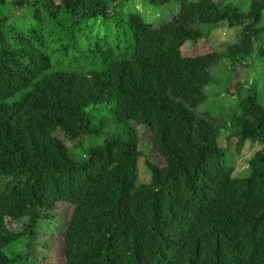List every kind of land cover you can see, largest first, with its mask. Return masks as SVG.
Listing matches in <instances>:
<instances>
[{"label": "trees", "instance_id": "trees-1", "mask_svg": "<svg viewBox=\"0 0 264 264\" xmlns=\"http://www.w3.org/2000/svg\"><path fill=\"white\" fill-rule=\"evenodd\" d=\"M127 1L12 0L35 19L0 18V264H264V102L250 84L222 119L198 114L221 55L182 51L224 23L227 57L261 58L264 0H142L157 21ZM108 117L126 136L75 158ZM246 141L259 148L235 176L227 151Z\"/></svg>", "mask_w": 264, "mask_h": 264}, {"label": "rangeland", "instance_id": "rangeland-1", "mask_svg": "<svg viewBox=\"0 0 264 264\" xmlns=\"http://www.w3.org/2000/svg\"><path fill=\"white\" fill-rule=\"evenodd\" d=\"M249 1L250 0H226V2L239 4L243 8H247ZM32 8H34L32 4L15 6L12 4V0H6L4 3H0V18L7 23L6 26H4L6 32H9L10 25L23 29L26 24L34 20L35 18L33 17L36 16L31 14ZM161 9V6L157 7L156 4L149 1L129 0L124 5L123 11L135 10L142 13L146 20L157 21L161 15ZM209 29V25H202V30L207 34L199 41H186L182 48L183 54L185 55L208 53L212 52L214 49H217L221 55L217 63L214 64L210 70V80L204 88L207 97L198 105L196 112L198 114L204 111L209 112L211 115L218 116V118L221 114L223 116L231 113L233 109L236 108V98L238 95H243L246 91L245 87L250 84H253L257 90L260 102H264V56L261 58L254 57V62L251 60L246 61L247 64L240 61H232L230 57L224 54V50L228 43L236 39L237 27L230 28L226 27L224 23H219L210 33ZM239 83L241 86L240 92L238 91ZM111 106L112 102L96 104L94 105V111L92 113L103 119L104 115L110 112ZM220 119H222V117H220ZM220 119L217 120L221 121ZM106 120L101 127L100 122L93 123L96 130L94 136L84 140L80 146L71 150L75 158L82 159L89 147L93 144L102 143L104 137L107 135L126 136V128L123 124L115 122L111 117H108ZM141 129L140 132L143 131V137L146 136L149 138V131L145 128ZM99 131L101 134H98ZM219 142L222 144L221 139ZM224 146H227V143ZM258 148L256 144L246 141L243 145H233L232 148L228 149V163L234 165L235 169L233 174L235 176L243 177L249 175L250 169L248 167V160ZM150 156L155 157L159 164H163V158L155 151H153ZM140 175L144 180L149 177L142 163H140ZM24 240L25 237H22V240L16 243V249L23 253L28 250ZM46 248L47 246H40L39 250L43 252Z\"/></svg>", "mask_w": 264, "mask_h": 264}]
</instances>
